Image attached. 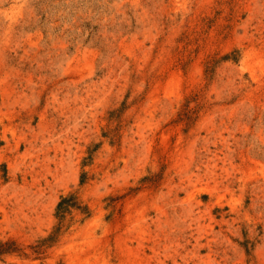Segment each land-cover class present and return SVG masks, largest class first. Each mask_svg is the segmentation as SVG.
Listing matches in <instances>:
<instances>
[{
	"label": "rangeland",
	"instance_id": "rangeland-1",
	"mask_svg": "<svg viewBox=\"0 0 264 264\" xmlns=\"http://www.w3.org/2000/svg\"><path fill=\"white\" fill-rule=\"evenodd\" d=\"M0 264H264V0H0Z\"/></svg>",
	"mask_w": 264,
	"mask_h": 264
},
{
	"label": "trees",
	"instance_id": "trees-1",
	"mask_svg": "<svg viewBox=\"0 0 264 264\" xmlns=\"http://www.w3.org/2000/svg\"><path fill=\"white\" fill-rule=\"evenodd\" d=\"M64 203H65V201H63V202L60 204L59 209H60L61 212H62V210H63L62 206H63Z\"/></svg>",
	"mask_w": 264,
	"mask_h": 264
}]
</instances>
